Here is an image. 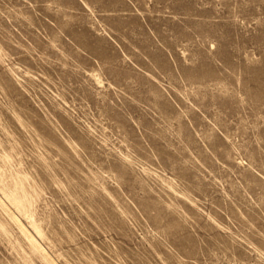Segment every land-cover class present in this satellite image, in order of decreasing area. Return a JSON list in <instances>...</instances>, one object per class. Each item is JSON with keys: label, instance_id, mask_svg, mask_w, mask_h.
Returning <instances> with one entry per match:
<instances>
[{"label": "rangeland", "instance_id": "rangeland-1", "mask_svg": "<svg viewBox=\"0 0 264 264\" xmlns=\"http://www.w3.org/2000/svg\"><path fill=\"white\" fill-rule=\"evenodd\" d=\"M0 264H264V0H0Z\"/></svg>", "mask_w": 264, "mask_h": 264}, {"label": "bare ground", "instance_id": "bare-ground-1", "mask_svg": "<svg viewBox=\"0 0 264 264\" xmlns=\"http://www.w3.org/2000/svg\"><path fill=\"white\" fill-rule=\"evenodd\" d=\"M22 228H23V226H22ZM33 239H34V238H32V240H33ZM32 240H31V241H32ZM34 241H35V240H34ZM39 246H40V244H39ZM44 254H45V253H44ZM47 258H48V257H47Z\"/></svg>", "mask_w": 264, "mask_h": 264}]
</instances>
